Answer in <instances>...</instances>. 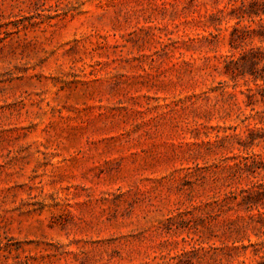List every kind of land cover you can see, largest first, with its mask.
<instances>
[{"label":"rangeland","instance_id":"1","mask_svg":"<svg viewBox=\"0 0 264 264\" xmlns=\"http://www.w3.org/2000/svg\"><path fill=\"white\" fill-rule=\"evenodd\" d=\"M264 0H0V264H252L236 199L264 107L224 61ZM261 84L260 82L258 83ZM246 247V248H244Z\"/></svg>","mask_w":264,"mask_h":264},{"label":"trees","instance_id":"2","mask_svg":"<svg viewBox=\"0 0 264 264\" xmlns=\"http://www.w3.org/2000/svg\"><path fill=\"white\" fill-rule=\"evenodd\" d=\"M244 14L238 15L240 19L247 17L252 19L254 17L264 16V1L251 2L246 6ZM258 38L259 41L264 42V23L260 24L258 28H234L230 33L229 45L232 49H237L241 46L245 40L250 38ZM224 74L233 82L238 80L249 79L253 84L257 85L255 90L248 89L246 96V106L253 110L254 105L257 103L264 107V49H253L243 52L237 59H226L224 61ZM261 83L260 85L258 83ZM264 113V110L261 111ZM264 143V130L253 131L247 129L244 140L239 141L241 150H247L254 142ZM244 161L241 165H236L237 169L244 168L246 170L251 169L250 172L259 174L258 170H264V159L257 158L254 155L252 157H244ZM236 205L239 209H243L248 212L256 211L257 216H250L251 222L254 220L259 224L258 230L260 231L264 227V176L257 178L251 190H242L240 198L236 199ZM264 235V231L261 232ZM246 248V247H244ZM264 252V243H262L259 249L253 251L256 256L259 252ZM239 264H245L240 262ZM252 264H264V257Z\"/></svg>","mask_w":264,"mask_h":264}]
</instances>
